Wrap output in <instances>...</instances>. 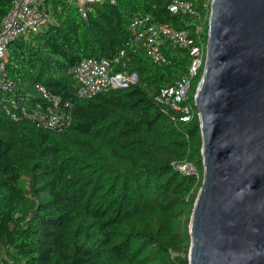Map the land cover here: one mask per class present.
<instances>
[{
    "label": "trees",
    "instance_id": "obj_1",
    "mask_svg": "<svg viewBox=\"0 0 264 264\" xmlns=\"http://www.w3.org/2000/svg\"><path fill=\"white\" fill-rule=\"evenodd\" d=\"M11 1L0 0V21ZM188 1L199 18L170 11L169 0H100L85 18L73 0H48L51 21L7 44L4 71L19 78L15 96L38 100L32 84L40 83L69 102L72 119L65 129L42 128L12 120L0 101V264H188L202 180L194 94L203 67L181 102L189 107L182 120V110L155 95L186 74L188 49L163 36L166 62L158 63L126 44L128 24L141 15L186 29L194 42L199 25L206 46L210 0ZM122 48L136 82L79 98L68 69Z\"/></svg>",
    "mask_w": 264,
    "mask_h": 264
},
{
    "label": "water",
    "instance_id": "obj_2",
    "mask_svg": "<svg viewBox=\"0 0 264 264\" xmlns=\"http://www.w3.org/2000/svg\"><path fill=\"white\" fill-rule=\"evenodd\" d=\"M188 264H264V0H210Z\"/></svg>",
    "mask_w": 264,
    "mask_h": 264
},
{
    "label": "built area",
    "instance_id": "obj_3",
    "mask_svg": "<svg viewBox=\"0 0 264 264\" xmlns=\"http://www.w3.org/2000/svg\"><path fill=\"white\" fill-rule=\"evenodd\" d=\"M78 6L82 17L87 16V9L90 5L100 0H73ZM169 10L197 16L191 2L188 0H169ZM51 21V14L48 8V0H12L9 8L0 21V97L1 104L6 115L12 120L27 119L36 126L49 129H65L72 119L70 104L60 103V99L40 83H33L34 89L38 92V100L33 99L29 93L24 92L26 98L15 96L19 78H12L5 73L6 46L21 35L35 32ZM131 37L127 45L137 44L146 50V53L153 62H166L161 51L160 43L164 37L169 38L174 45L187 48L191 56L187 72L173 84L162 87L155 95V101L162 105L176 110H182L185 114L182 120L189 118V107L181 105L186 99L191 80L198 70L203 67L206 46L199 41L201 27L195 28L196 42L189 37L186 29L177 30L166 24L154 23L149 16H135L127 27ZM125 49H120L111 58L87 57L82 58L78 63L68 69L77 84L76 94L79 98H90L98 92L107 91L116 87H128L136 82L137 75L124 69ZM121 64L122 69H115ZM188 164H183L179 169L191 173ZM184 167V168H183ZM188 167V168H187ZM11 264V263H10Z\"/></svg>",
    "mask_w": 264,
    "mask_h": 264
},
{
    "label": "rangeland",
    "instance_id": "obj_4",
    "mask_svg": "<svg viewBox=\"0 0 264 264\" xmlns=\"http://www.w3.org/2000/svg\"><path fill=\"white\" fill-rule=\"evenodd\" d=\"M180 166L182 168L183 164H181ZM189 170H190L191 173H196V169L193 166H189ZM5 264H10V260L9 261H6Z\"/></svg>",
    "mask_w": 264,
    "mask_h": 264
}]
</instances>
